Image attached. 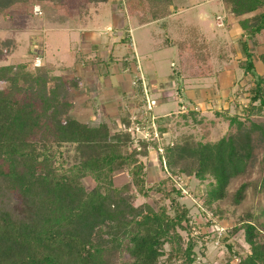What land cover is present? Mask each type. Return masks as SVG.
<instances>
[{
    "label": "trees",
    "instance_id": "trees-1",
    "mask_svg": "<svg viewBox=\"0 0 264 264\" xmlns=\"http://www.w3.org/2000/svg\"><path fill=\"white\" fill-rule=\"evenodd\" d=\"M125 1L131 10L139 2L149 21H162V27L172 15L173 0ZM39 2L0 0V9L17 3L32 14ZM222 3L241 27L237 48L186 29L201 55L220 65L239 51L238 66L251 77L247 104H237L234 115L217 112L236 129L217 142L160 145L151 116L141 121L134 107L123 108L119 120L91 125L73 115V94L86 87L80 75L68 77L65 67L48 63L0 66V264H161L163 258L168 264L197 263V238L176 179L207 183L211 207L228 197L233 179L247 175L257 149L264 162V122L254 120L264 114V0ZM127 38L121 40L125 45ZM16 48L14 39H0V58ZM135 124L148 125L150 137L135 140L137 133L130 131ZM166 131L159 128L161 135ZM151 150L162 151L167 174L153 184L142 160ZM120 175L128 178L118 186ZM86 178L95 183L90 190L82 183ZM246 189L240 186L234 204ZM139 198L144 202L136 205ZM233 229L243 232L249 250L246 256L234 254L236 264H264V210L256 217L247 214Z\"/></svg>",
    "mask_w": 264,
    "mask_h": 264
},
{
    "label": "rangeland",
    "instance_id": "rangeland-1",
    "mask_svg": "<svg viewBox=\"0 0 264 264\" xmlns=\"http://www.w3.org/2000/svg\"><path fill=\"white\" fill-rule=\"evenodd\" d=\"M39 1L36 6L41 7L42 16H35L34 9L32 14L27 13L23 10L24 7L17 3L10 8L0 9V39L14 38L18 42L13 53L5 54L0 58V66L34 62L36 57H40L43 64L65 67L68 77L75 74L80 75L85 84L87 80L93 79L92 75L98 79L97 70L102 72L107 68V64L110 67L108 74L115 67L121 72L122 69L126 71L130 67L128 71L131 70L135 74L131 71H129L130 74L128 73L134 76L132 79L133 96L138 99V106L132 100L126 105L129 109L136 108V112L140 113L141 117L143 116L141 121L151 116V121L154 122L152 127L156 130L154 138L160 145L185 140L202 143L217 142L222 137L235 132V127H230L229 121L223 116L219 117L217 112L234 115L237 103L247 104L245 94L249 87H242L243 79L239 74L236 78V81L238 79L237 84L230 88L232 95L227 98V91L231 86L228 84L231 82V74L227 78L220 75L219 84L208 83L211 78L205 80L204 76H209V72L214 67L213 61L201 55L196 48L197 39L195 40L193 35L187 33L188 29L187 31L184 29L186 25L199 27V16L202 13L207 14L214 23L215 15L224 12L221 8V0H173L174 5L182 12L178 17L176 16L178 27H171L169 30L173 32L172 34H165L161 32V29H154V25L149 23L147 10L138 5L140 3L137 1L132 10L125 0H116L103 5L90 4L86 0ZM111 8L119 11L125 20L128 18L127 28L130 33L127 39L131 40L128 46L130 53L123 48L122 52H117V54L109 52L107 56L100 53L99 49L97 51H94L92 47L83 49L82 45L85 40H83L81 30L83 26L81 25H87L91 19H94V25L91 24V28H100L103 37L115 39L112 16L107 18L108 13L112 14ZM143 20L148 23L146 26H140ZM224 21L226 23L229 18L226 20L224 18ZM107 27L111 28L107 29ZM153 32L157 37L153 35ZM225 33L226 40L231 42L230 35L227 31ZM207 34L212 35L211 32ZM126 37V35H121L119 38ZM169 43H173V46L168 47ZM76 60L79 62L75 65ZM210 62L213 64L211 68L207 67ZM231 71L233 69L227 72ZM57 74H61L60 71ZM138 78H143L145 81L148 92L145 91L144 98L137 85H134ZM221 89H224L225 98L219 97ZM83 93L80 90L73 94V115L80 121L91 125L110 122L112 119L99 121L96 108L93 111L92 121L94 123H90L91 120L89 121L88 118L78 113L79 102L76 99ZM127 106L124 108L126 109ZM191 113L195 115H190ZM254 120L264 122V114ZM145 128V131L135 135V140L145 138L148 132L150 133L148 125ZM159 128L167 131L161 135ZM161 156L162 151L151 150L147 157L142 158L147 165L150 184L167 175L165 161ZM127 178L126 175L117 176L116 185L123 184ZM176 181L177 187L184 191V198L181 202L190 210L192 231L197 238L195 251L198 261L196 264H236L238 256H246L249 250L244 243L243 232L235 233L233 228L244 220L247 214L256 217L264 210L263 150L257 149L247 175L231 181L228 197L211 207L205 201L207 183L201 184L194 177L184 176ZM82 183L87 190L95 186L90 178L84 179ZM244 183L247 184L245 196L236 205L234 204L235 193ZM143 202L144 199L139 198L135 204L140 205ZM165 203L169 204V201ZM220 236L228 237L226 241H221ZM166 249H169L168 246ZM235 253H238L236 258ZM161 264H168L166 258L161 260Z\"/></svg>",
    "mask_w": 264,
    "mask_h": 264
},
{
    "label": "crops",
    "instance_id": "crops-1",
    "mask_svg": "<svg viewBox=\"0 0 264 264\" xmlns=\"http://www.w3.org/2000/svg\"><path fill=\"white\" fill-rule=\"evenodd\" d=\"M100 5H103V4H100ZM221 5H222L221 8L224 12L222 14L215 15L214 23L211 22V19L207 14L202 13L199 16V21H200L199 27L193 26V25H186V26H184V29L186 30V29L192 28V27L197 28L199 30V33L203 37H205V39H207L208 41H215L217 43L225 44L228 46L233 44L237 48V42L242 35L241 27L238 25L236 19L227 15V13L225 12L224 7H223L222 0H221ZM171 9H172V15L166 19L167 25L165 27H162V25H161L162 21L149 22V23L154 25V29L155 28L161 29V32L163 31V33H165V34H172L173 33L169 30L171 27L172 28L178 27V23L176 21V16L178 17L179 14L182 12V10L180 11V9H178L174 5V3H173V6L171 7ZM111 11H112L111 12L112 14L110 15V13H108L107 18H110V16H112V21H113V26H114L113 28L115 29V36H116L115 39L103 37L102 33L100 32V28L99 29L96 27L91 28L92 27L91 24H93V20H94V19H91L87 25H85V24L81 25V26H83L81 28L83 40H85L83 42V45H82L83 49L84 48L85 49H91L92 46H98L99 50L101 51L100 53H103L107 56H108L109 52H111L113 54H115V53L117 54V52H122L123 48H125L127 50L129 49L128 46H129L130 42H128V44L125 45L121 42L122 38H119V37H121V35H126L127 37H129L130 32H128L126 30V28L128 27V24H127L128 18L125 20V17L119 11H117L114 8H111ZM97 15H99V14H97ZM224 18H225V20L229 18V21H227L225 23ZM107 20H109V19H107ZM219 20L222 21V25H219V23H220ZM147 24L148 23H145V24H142L140 26H146ZM175 25H177V26H175ZM110 28L111 27H107V29H110ZM217 29H219V31H217ZM225 31H227L228 35H230L231 42L226 40ZM209 32H211L212 35L209 36L207 34ZM153 35L157 37L156 33H154V32H153ZM170 39H173V38H170ZM14 40L18 46V42L16 41V39H14ZM129 41H131V40H129ZM169 46H173V43H170ZM130 47H131V45H130ZM240 58H241V55H240L239 51H237V56L233 59V61L235 60L234 62L230 61L228 63H224L223 65H220L218 62H216L215 60L212 59L214 67L211 66V65H213L212 62H210L207 66L210 68L213 67L212 69L214 70L213 72L212 71L209 72L210 77L204 76L205 80H208L209 78H211L208 81V83L212 82V84L214 83L216 85V84H219L218 81L220 82V77H221L220 75H222V77L224 76L226 78L230 74L232 75V78L230 80L231 82H228V84H231V86L229 87V89L227 91L228 92L227 98H229V96L232 95L230 88H233L235 86V84H237L238 79L236 81V78L239 74L242 75L241 78L243 79V84H242L243 86L242 87H249L250 83H251V77L246 76L244 74V72L238 66V60ZM126 59H128V57H126ZM231 62H233V64H231ZM234 66L236 67L235 69H234ZM116 68L117 67L113 68V71L110 74H108V69H110V67H108V66H107V68L103 69L102 72L97 70L98 79L94 78L95 75H92L93 79L87 80V83H86L87 85L84 83L86 86L85 90H82L84 93L81 94L80 96H78L76 99L79 102L78 113H80V115L88 118L89 121L91 120L90 123H94L92 121V119L94 118V112L93 111L95 108L97 109V112H98L99 121H102L103 119L117 120L119 118L120 112L123 110L124 107L127 106L126 104H129L128 102L131 100L133 101V99H134V96H133L134 89L132 87V79L134 76L132 74L129 75L130 74L129 71H131V70L128 71V69L130 67L126 71H124L122 69V72L116 70ZM229 69H233V71L227 72ZM239 70H241V72H239ZM198 84H201V83H198ZM89 87H91V88L89 89ZM198 93H200V91H198ZM223 93H224V89H221L219 92V95H220L219 97L225 98ZM245 97H246V101H248L247 100V97H248L247 93L245 94ZM76 102H75V105H76ZM237 104H236V106H237ZM127 108H128V106H127ZM82 116H80V117H82ZM86 118H84V119H86Z\"/></svg>",
    "mask_w": 264,
    "mask_h": 264
},
{
    "label": "built area",
    "instance_id": "built-area-1",
    "mask_svg": "<svg viewBox=\"0 0 264 264\" xmlns=\"http://www.w3.org/2000/svg\"><path fill=\"white\" fill-rule=\"evenodd\" d=\"M42 14H43V12H42V9H41V7L40 6H35L34 7V15L35 16H42ZM220 21V23H219V25H222V21L221 20H219ZM34 66H36V67H40V66H42V64H43V62H42V58H40V57H36L35 59H34ZM134 85H137V88H138V90H139V92H141V96L144 98V93H145V91L146 92H148L147 90H146V85H145V81H144V79L142 78H138L135 82H134ZM148 96V95H147ZM150 103V109H151V106H152V103H151V101L149 102ZM143 117V116H142ZM142 117L140 116V118L139 119H142ZM144 119V118H143ZM146 120H148V117H147V119ZM146 120H144V121H146ZM133 121H137V117H134L133 118ZM145 127L144 128H142L140 125H138V124H135V127H133L132 129H130V131L131 132H135V133H140V132H142V131H145ZM148 136L150 137V133L148 132V134H147V136L144 138V139H148Z\"/></svg>",
    "mask_w": 264,
    "mask_h": 264
}]
</instances>
